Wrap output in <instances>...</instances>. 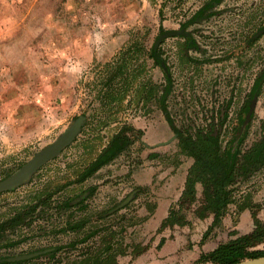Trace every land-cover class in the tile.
Segmentation results:
<instances>
[{
	"label": "rangeland",
	"instance_id": "1",
	"mask_svg": "<svg viewBox=\"0 0 264 264\" xmlns=\"http://www.w3.org/2000/svg\"><path fill=\"white\" fill-rule=\"evenodd\" d=\"M207 1L211 0H0V181L52 143L75 119L84 117L79 133L56 156L24 183L0 191V221L49 191L57 203L77 196L75 203L89 195L83 202L86 208L70 209L75 219L95 218L128 200L90 223L105 224L109 231L125 227L115 233L116 245L123 235L129 246L126 255L117 256L118 264L152 261L164 243L169 244L163 258L175 260L174 264H182L185 257L183 264H187L191 253L187 256L184 250H194L193 245L202 251L199 241L210 217L200 220L189 211V225L155 233L175 206L192 163L180 152L157 101L165 83L162 66L171 79L167 109L175 124L198 125L228 102L223 126L227 136L251 84L264 69V33L248 45L243 42L264 21V0L218 2L212 16L188 26L197 42V48L187 52L190 58L183 55V37H165L154 47L160 30L177 29ZM152 46L159 51L161 67L148 55ZM123 63L129 71L130 66H144L138 76L129 72L137 76L130 85L134 88L129 87L122 108L113 113L114 101L104 92L115 67ZM121 75L111 80L116 81L115 87H120ZM145 81L147 88L155 87L149 100L136 92ZM262 120L264 80L247 144L258 138ZM123 124L142 130L140 139L91 177L74 182ZM154 152L158 156L147 157ZM137 186L145 191L135 195ZM158 212L166 213L161 220ZM253 212L264 221V169L232 186V201L221 225L205 239V249L250 231ZM45 214L50 216L17 228L7 241L20 242L0 248V254L20 256L75 238L51 230L64 225L66 213L59 215L53 208ZM160 237L165 242L157 247ZM136 244L146 246L134 256Z\"/></svg>",
	"mask_w": 264,
	"mask_h": 264
},
{
	"label": "trees",
	"instance_id": "2",
	"mask_svg": "<svg viewBox=\"0 0 264 264\" xmlns=\"http://www.w3.org/2000/svg\"><path fill=\"white\" fill-rule=\"evenodd\" d=\"M218 2H221V0L205 2L177 29L160 30L157 39L161 34L170 30L179 32L174 36L190 37V33L193 34V32L188 29V26L192 23L207 20L212 16L214 12L212 10L216 4H219ZM263 33L264 21L259 23L256 26L255 33L248 36L243 42L248 45ZM191 46L193 44H189L187 41L182 44L183 55L186 58H190L187 57V52ZM148 55L154 59L155 63H158L157 56L160 54L159 51H155L153 46L150 48ZM142 65L144 66L143 63ZM143 66L139 65L135 68L130 66V71L127 70L125 63L115 67L114 76L122 74L118 79L120 87H115L116 81L111 82L114 78L113 76L109 78L108 88L104 92L109 100L114 101L115 109L113 113L122 108V100L125 93L127 92V95L129 90L134 88L130 87V85L141 73ZM165 67L162 66L165 71V83L160 87L161 92L157 97V101L174 134L173 137L177 139L180 152L191 157L192 163L187 169L184 186L175 206L169 209L168 214L161 220L155 233H161L167 228L172 229L176 226L189 225L190 219L187 217V213L190 211L193 216L200 220L211 218L199 241L202 245L207 236L221 225L227 207L232 201V186L236 183L247 182L254 174L264 169V120H262L261 132L258 138L254 139L250 144L246 143L254 109L251 111L247 121L246 115L250 109L252 99L255 96L257 97L260 92L262 81L264 80V69L255 77L251 84L245 99L235 115V123L227 136L228 133L225 132L223 126L227 118L226 108L228 102L222 105L223 110L212 111L198 125L181 124L178 126L175 124L167 109V100L172 93V86L168 69ZM129 72L137 76H131ZM147 84L148 81L140 82L136 86V92L140 95L144 94L143 97L148 96L146 98L149 100L155 94V87L152 85V88H147ZM141 135L142 130L135 129L131 124H123L110 137L98 154L78 173L74 182L79 183L91 177L103 165L110 163L127 151L134 141L140 139ZM156 156H158V153L154 152L148 154L147 157L154 158ZM197 185L200 186L199 190ZM88 189L93 191L95 187H89ZM144 191L145 188L137 186L133 192L136 195L138 192ZM52 196L50 191L40 194L31 203L25 205L23 209H19L6 219L1 220L0 248L12 247L19 243L20 241L8 242L7 240L17 228L29 227L32 224H37L40 218L50 216L46 215L45 212L53 210V208L59 215L66 213L67 219H64V225L51 230L56 234H71L75 238L69 239L65 243L42 246L27 251L25 254H37L24 259L9 260L8 258L11 256L0 254V264H118L117 256L127 254L129 246L124 244L123 235H120L117 245L115 241V233L124 231L125 227L121 226L120 230L111 229L109 231L105 224H90L91 222L97 223L98 219L110 215L111 210L117 204L110 207L107 211L99 213L95 218L82 217L75 219L73 218V211H70V209L77 205L81 206L79 208H86L87 204L83 202L89 195L84 196L75 203H72V200L77 198V196L63 199L59 203L54 201ZM145 218L139 220L142 221ZM253 224V228L250 231L220 242L212 250L201 251L192 264H234L245 259L264 256V221L259 219L254 212ZM164 242L165 238L160 237L157 247ZM145 246L141 244L134 245L131 254L134 256L140 254ZM258 246L261 247L258 248Z\"/></svg>",
	"mask_w": 264,
	"mask_h": 264
},
{
	"label": "water",
	"instance_id": "3",
	"mask_svg": "<svg viewBox=\"0 0 264 264\" xmlns=\"http://www.w3.org/2000/svg\"><path fill=\"white\" fill-rule=\"evenodd\" d=\"M177 31H166L156 40V43L154 44V47L157 46V44L160 42L161 39L168 37V36H174L178 34ZM188 35V34H186ZM257 97L255 96L252 99V102L250 104V109L247 112L246 115V121L249 119V115L251 111L254 109V106L256 105ZM84 117L79 116L77 119L74 120V122L67 128L64 129L62 133L58 135V137L50 144L46 145L43 149H41L39 152L35 153L33 158H31L29 161H27L24 165H22L18 170H16L14 173L9 175L7 178L0 181V191H4L7 189H11L13 187H16L25 181L29 179V177L32 175V173L39 168L43 163L48 161L49 159L56 156L65 146H67L79 133L81 126L83 124ZM245 121V122H246ZM134 193H131L130 198L133 196ZM128 200H124L122 203H120L116 208L121 207L124 205ZM37 253H30V254H24L20 256L10 257L9 260H19L31 257ZM234 264H264V256H259L256 258L251 259H245L242 261H239Z\"/></svg>",
	"mask_w": 264,
	"mask_h": 264
},
{
	"label": "crops",
	"instance_id": "4",
	"mask_svg": "<svg viewBox=\"0 0 264 264\" xmlns=\"http://www.w3.org/2000/svg\"><path fill=\"white\" fill-rule=\"evenodd\" d=\"M157 214V213H156ZM166 213H162V212H158V215H159V220H161L163 218V216L165 215ZM155 215V214H154ZM160 222V221H159ZM158 224V223H157ZM168 241V240H167ZM169 243H164L161 248L158 250V256L156 259H153L152 261H150L149 259H144L142 261V264H174L175 260L173 259H170L169 257H166V258H163L166 254V251L165 249L167 248V245ZM207 244H202L201 248H202V251H209V250H212L213 248H210V249H205V246ZM193 248L194 250H184L185 252V255H187L188 252H190L191 254L188 256V261H187V264H192L199 256L200 254V250H196V245H193ZM192 248V249H193ZM187 258L185 257L181 263L183 264V262L186 260Z\"/></svg>",
	"mask_w": 264,
	"mask_h": 264
},
{
	"label": "flooded vegetation",
	"instance_id": "5",
	"mask_svg": "<svg viewBox=\"0 0 264 264\" xmlns=\"http://www.w3.org/2000/svg\"><path fill=\"white\" fill-rule=\"evenodd\" d=\"M160 34V33H159ZM191 35H190V37H184L183 36V38H184V41H187V43H189V44H193V46H191L190 48H189V50H195L196 48H197V42L195 41V39H194V37H193V34L192 33H190ZM159 36V35H158ZM196 46V47H195ZM157 60H158V65H159V67H161L162 65H161V60L159 59V58H157Z\"/></svg>",
	"mask_w": 264,
	"mask_h": 264
}]
</instances>
